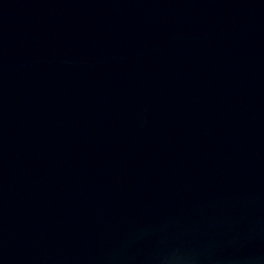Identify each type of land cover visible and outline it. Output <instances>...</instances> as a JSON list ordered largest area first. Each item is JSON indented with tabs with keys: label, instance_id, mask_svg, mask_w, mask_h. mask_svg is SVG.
I'll use <instances>...</instances> for the list:
<instances>
[{
	"label": "water",
	"instance_id": "95a60500",
	"mask_svg": "<svg viewBox=\"0 0 264 264\" xmlns=\"http://www.w3.org/2000/svg\"><path fill=\"white\" fill-rule=\"evenodd\" d=\"M0 264H264V0H0Z\"/></svg>",
	"mask_w": 264,
	"mask_h": 264
}]
</instances>
